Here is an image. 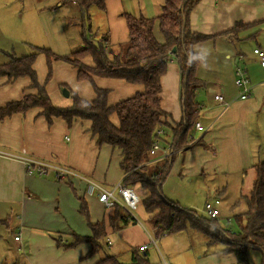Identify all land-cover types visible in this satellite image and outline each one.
Returning a JSON list of instances; mask_svg holds the SVG:
<instances>
[{
	"label": "crops",
	"instance_id": "0c3cea01",
	"mask_svg": "<svg viewBox=\"0 0 264 264\" xmlns=\"http://www.w3.org/2000/svg\"><path fill=\"white\" fill-rule=\"evenodd\" d=\"M67 4L65 2L61 6ZM104 4V9L95 6L89 9L86 17L87 30L93 33L89 35L97 39L108 33L109 44L114 47L129 41L125 15L157 18L162 14L163 0H105ZM263 5L264 0H208L206 3L202 0L196 8L210 6L208 11L213 18L219 16L221 22L219 25H213L216 22L212 21L210 28L200 30L190 18L192 30L208 36L226 32L237 23L257 24L241 30L234 40L224 37L210 40L216 42L224 39L225 44L220 47L216 43L211 48L214 52L209 59H202L203 51L200 47L204 43L195 48L202 59L197 67L196 77L204 85L197 90L196 101L199 105L198 122L201 123L203 131L194 129L191 137L194 141L175 157L173 165L179 171V176L184 179L203 177L205 192L212 190L211 194L215 197L222 193L220 182L210 178L223 179L234 176L240 180V173H254V164L264 162V68L253 53L255 49L264 51ZM58 6L61 7L60 4ZM78 10L84 19L81 10ZM154 34L158 41H163L157 25ZM47 37L45 40L49 43V32ZM61 39L66 38L64 35L61 38L58 33V42L61 47H65L67 43L61 42ZM11 44L8 42L6 48L0 47V55H7L8 61L13 54L8 53L6 49H10ZM53 44L56 45L54 41ZM68 46L67 44V48ZM42 57L40 54L37 56L34 69L38 73V82L46 86L54 106L65 108L72 105L70 96L65 97L59 87L60 84L67 85L65 79L76 81L77 89L72 92L84 100H94L92 84L89 81H78L77 70L63 61L54 62L53 67L56 74L60 70L66 77L62 79L53 72V76L58 80L50 81L48 85L46 58L44 56V68ZM84 64L93 66L92 58H85ZM238 69H241L251 82L250 97L246 100L240 99V90L235 83ZM93 81L97 87L110 91V106L144 92L143 86L124 80L94 77ZM180 86V67L171 61L167 74L162 78L161 107L170 115L173 123H179L183 116ZM37 93L36 89L31 88L29 78H19L12 82L6 77L0 78V108L9 102L20 101L26 95ZM216 95H221L223 101L215 100ZM54 96L57 97V102H54ZM41 112V109L34 108L0 119V151L52 162L106 188L113 187L124 177L120 168V152L97 145L96 138L90 132V121L77 119L69 126L63 119L54 118L49 124ZM110 120L115 125L118 124L115 115H112ZM163 140L171 142L170 132H166ZM71 181L80 188L76 193L65 181L59 180L52 173L46 176L30 175L20 160L0 155V226L8 224L10 228V225L14 224V240L11 245L15 250L13 254L7 246V231L0 230V264H4L6 260H9L7 263L10 264H97L108 257H115L120 264H130L134 248L146 247L144 252L149 258L146 245L149 242L155 247L159 257L165 260V264H180L178 257L183 253L188 255L187 261L190 259V232L164 236L165 239L159 240L160 246L157 245V240L155 244L151 243L153 234L137 222L131 223L118 233H112L108 226L111 210H106L96 196L86 195L84 181ZM81 196L88 205L89 222L104 223L107 226V238L102 243L101 250L93 255H90L91 243H81L73 248L63 246L64 243H70L74 235L86 238L92 236L86 218L79 213ZM219 196L217 199H220ZM9 212L15 215V220L11 221L9 217L4 219ZM141 212L144 215V210ZM144 217L147 221V215ZM11 235H8V238ZM16 237H19V240H16ZM120 243L123 244L122 250H119ZM181 243L184 246L180 248ZM126 249L130 250L128 254ZM220 251L205 256L197 264L238 262L236 255ZM125 257L128 260L124 261L129 263L120 262L121 258Z\"/></svg>",
	"mask_w": 264,
	"mask_h": 264
},
{
	"label": "trees",
	"instance_id": "16d2710c",
	"mask_svg": "<svg viewBox=\"0 0 264 264\" xmlns=\"http://www.w3.org/2000/svg\"><path fill=\"white\" fill-rule=\"evenodd\" d=\"M105 0H77V7L84 15L95 6L105 8ZM202 0H163L162 14L153 19L135 18L125 15L129 41L111 47L109 34L100 38L87 35L88 30L82 27L81 47L68 56H55L50 49H39L27 56L11 57L0 64V78L6 77L10 82L19 78H29L31 88L36 95H26L20 101H12L0 108V119L3 120L17 113H25L34 108L41 109L49 124L54 118H61L70 126L74 120L91 122L90 132L96 138L99 147H110L118 150L122 156L120 168L124 182L129 187H139L147 191L141 200L150 231L156 240L164 236L183 234L189 229L204 235L208 246L221 244V253L234 254L237 264H248L249 250L256 249L264 254V162L252 167L256 177L249 195H243L229 207L228 221H234L237 230L227 229L222 223V215L216 219L199 216L196 211L183 208L178 202L164 197L162 187L171 173L175 157L169 160H154L152 146L158 138V131L170 132L173 147L184 150L194 140L192 137L198 122V102L196 92L204 84L196 77V70L202 59L195 51L196 46L220 37L234 40L241 30L257 24L237 23L233 28L218 35L208 36L194 32L191 28V13ZM156 25L163 37L156 39ZM43 52L48 68V80L53 73V64L63 61L77 70L78 81H89L95 93L92 101L84 100L72 91L69 96L72 105L56 107L52 104L45 85L38 82L34 63L38 53ZM91 57L93 66L84 64ZM171 61L176 62L181 72V101L183 116L179 123H173L171 117L162 107V78L168 72ZM119 79L144 87L143 93L122 101L114 106L108 103L110 91L94 84L93 78ZM63 89L67 86L63 85ZM115 115L118 124L111 122ZM164 139V138H163ZM166 142L163 140V143ZM164 143V145H166ZM246 174V172H244ZM60 180V179H59ZM72 179H65L76 193L78 188ZM79 213L86 218L92 231L89 238L74 235L65 248H73L81 243H91L90 255L98 253L107 238V226L104 223L89 222L88 205L84 197H79ZM220 200V199H219ZM221 201V200H220ZM222 213V211H221ZM131 223H135L129 214L117 206L111 210L108 226L112 233H118ZM59 243L61 244L60 240ZM130 264H152L148 255L140 248L132 250ZM97 264H120L115 257L100 260Z\"/></svg>",
	"mask_w": 264,
	"mask_h": 264
},
{
	"label": "rangeland",
	"instance_id": "374dc122",
	"mask_svg": "<svg viewBox=\"0 0 264 264\" xmlns=\"http://www.w3.org/2000/svg\"><path fill=\"white\" fill-rule=\"evenodd\" d=\"M59 1L61 3H59ZM207 1L208 0H204L205 3ZM64 3L65 2L63 0H0V47L6 48L8 42H11V48L6 50H8V53L13 54L11 55V57L15 56L16 58H21L23 57V55L26 56L28 54H32L33 51L35 52L39 49H50L55 56L59 57L68 56L71 53L77 51V49H79L82 45L80 30L82 27H85L87 30L88 22L86 19H83L82 15L79 14L80 11L78 10V7L70 6L71 4L61 6ZM58 4H60L61 7H59ZM207 8H210V6L195 8L190 16L192 21L198 26L200 30L210 28V23L212 21L216 22L213 23V25H219V23L221 22V20L218 18L219 16L213 18V15L208 11ZM48 32L51 34L49 43L45 40L48 39ZM58 33L61 34V38L62 35H64L66 39H61V42L66 41V43L69 45L68 48L67 44L65 47H61L58 42ZM89 33L93 34L92 32L88 31L87 35ZM223 40L224 39H220L216 42L209 41L202 44V46L200 47V50L203 51L202 59H209V56L214 52V50L211 48L216 43L221 47V45L225 44ZM53 41L56 43V45L53 44ZM46 43H48V45ZM33 47L35 49H32ZM219 53L221 52L219 51ZM39 54L43 56V67L45 68V55L42 51L38 53V55ZM8 59L9 58L7 57V55H3V53L2 55H0L1 64L7 62ZM40 69L42 70V68ZM53 72L55 76L58 75L62 79L66 77L61 73L60 70L56 74V72L54 71V67ZM55 76H53L52 73L51 78L48 80L46 72V83H48L49 85L52 81L58 80ZM64 82H66L67 85L60 84L59 87L61 89H63V85L67 86L66 89H68L69 91H75L77 89L75 80L65 79ZM54 102H57L56 96H54ZM160 155L161 152L159 151L157 152L155 158H158ZM252 171L254 173L249 172L248 175H246L245 173H240L238 177L240 180L235 179L234 176L227 178L225 177L223 179H220L218 177L210 178V180L212 181L217 180L220 182L219 187L220 190H222V193L220 194V196H218L221 200L222 223L227 229H234L235 231L237 230L234 221L229 222L227 219L228 215H230L229 207L236 200H239L241 196L249 195L256 177L255 170L252 169ZM204 181L205 180H203V177H201L200 179H184L180 177L179 171L173 165V169L171 170L170 175L163 184V195L165 198L171 201L178 202L183 208L194 210L199 216L205 217V203L207 201L212 202L213 200L217 199L218 196L215 197V195H212V190L205 192L206 187L204 185ZM219 187L217 189H219ZM136 192L140 196L141 200H143V198L147 195V191L142 190L138 187L136 189ZM139 207L140 209L138 211H135L133 215L136 218L137 222L143 224L144 228L150 234H152L148 222L144 217L146 214L144 213L143 215V212H141V210H143L141 203ZM7 215L8 216H5L4 219L9 217L11 218V221L15 220V215H11L10 212ZM10 226L11 227L8 228V224L2 225L0 226V230L7 231V234L11 235L14 230V224H11ZM188 232H190V259L187 261L188 255L183 253L182 256L178 257V262L180 264H197V262L199 263V261H202V258H204L205 256L215 254L223 249V246L221 244H215L212 246L206 245V239L204 235L198 233L197 231L189 229ZM8 235L7 238H5V241L9 240V244L7 243V246L13 252V254H15V250L12 249L11 245L14 240V235L12 234L10 238H8ZM162 239H165V237L157 240L158 246H160L159 240ZM153 240L156 241L155 238H153ZM122 245L123 244L120 243L119 250L123 249ZM146 245L148 246L149 259L151 263L165 264V260H162V257H159L155 247L151 245L150 242ZM183 246V243H181L179 247L181 248ZM129 252L130 250L127 251L126 249V254H128ZM124 260H128V258H121L120 262L129 263L128 261ZM247 261L248 264H264V254L259 250L251 249L248 252ZM7 262H9V260H6L4 264H6Z\"/></svg>",
	"mask_w": 264,
	"mask_h": 264
},
{
	"label": "built area",
	"instance_id": "2783aa9c",
	"mask_svg": "<svg viewBox=\"0 0 264 264\" xmlns=\"http://www.w3.org/2000/svg\"><path fill=\"white\" fill-rule=\"evenodd\" d=\"M64 2L77 6V0H63ZM254 55H256L260 62L262 68H264V51L260 49H255L253 51ZM236 86L240 90V99L246 100L250 97V90H251V82L246 74L241 70L238 69L236 71ZM215 100L222 102L223 97L221 95H216ZM196 131H203L200 122H197L195 125ZM158 138L155 140L151 155L156 156L157 152H161V156L155 158L154 160H169L173 157L178 156L182 150H176L173 147V142L167 143L164 145L163 138L164 132L162 130L158 131ZM192 139V138H190ZM0 155L7 156L16 160H20L25 167V170L30 175H37V176H46L50 173L56 176V178L60 180L65 179H79L86 183V195L93 197L96 196L98 202L104 206L106 210H113L117 206L121 207L125 210L132 219L137 222L136 218L134 217L133 213L138 210V207L141 203V198L136 192V188L129 187L125 184L124 178H122L119 182H117L113 187L106 188L101 186L87 178H84L72 170L58 166L52 162L42 161L32 159L30 157L24 155H16L8 152L0 151ZM221 201L219 199H215L212 202L207 201L205 203V214L207 217L211 219H216L221 215ZM138 223V222H137ZM16 240H19V237H16ZM110 243V242H109ZM152 244H155L156 241L152 240ZM146 247H141L140 250H145Z\"/></svg>",
	"mask_w": 264,
	"mask_h": 264
},
{
	"label": "water",
	"instance_id": "95a60500",
	"mask_svg": "<svg viewBox=\"0 0 264 264\" xmlns=\"http://www.w3.org/2000/svg\"><path fill=\"white\" fill-rule=\"evenodd\" d=\"M62 93L65 97H69V91L68 89H62Z\"/></svg>",
	"mask_w": 264,
	"mask_h": 264
}]
</instances>
